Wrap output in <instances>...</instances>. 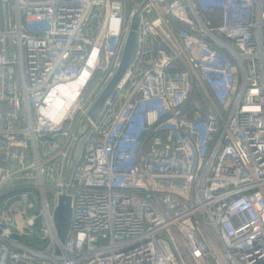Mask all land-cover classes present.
<instances>
[{
    "label": "built area",
    "instance_id": "2783aa9c",
    "mask_svg": "<svg viewBox=\"0 0 264 264\" xmlns=\"http://www.w3.org/2000/svg\"><path fill=\"white\" fill-rule=\"evenodd\" d=\"M142 1L0 0V185L20 178L32 210L26 239L0 219V264H264V0H146L137 57L62 181Z\"/></svg>",
    "mask_w": 264,
    "mask_h": 264
},
{
    "label": "water",
    "instance_id": "95a60500",
    "mask_svg": "<svg viewBox=\"0 0 264 264\" xmlns=\"http://www.w3.org/2000/svg\"><path fill=\"white\" fill-rule=\"evenodd\" d=\"M146 3L143 0L131 14L128 29L125 34L123 47L120 55L119 62L104 86L101 88L97 96L91 103L87 114L88 117L83 119L78 127L77 133L73 139L71 147L68 152L66 159V168L63 172L62 181L67 184L72 176L73 170L78 162V159L82 152V146L85 139L91 132L92 121H96L102 113L109 97L114 93L116 87L126 76L128 70L134 63L140 41V23H141V8ZM73 206H72V195L66 190L62 191L58 196V202L54 211V219L58 230V236L60 243L57 245L56 253L61 255L63 253V244L66 241L68 233L72 224ZM59 260L58 263L60 264Z\"/></svg>",
    "mask_w": 264,
    "mask_h": 264
},
{
    "label": "crops",
    "instance_id": "0c3cea01",
    "mask_svg": "<svg viewBox=\"0 0 264 264\" xmlns=\"http://www.w3.org/2000/svg\"><path fill=\"white\" fill-rule=\"evenodd\" d=\"M197 95L199 96L198 99L194 100L192 98L188 103L187 108L190 113L193 112L195 103L202 99V96L199 93H197ZM206 98L209 97L206 96ZM3 151L4 149L0 147V156ZM18 179L11 178L2 182L0 185V219H7V222L13 229L16 237H19V235L28 237L29 230L26 225V219L32 210L26 208V206L20 203L19 193L22 190V187H11L13 184H18L20 182V178ZM21 218L24 219L22 220L24 226H19L17 224L18 219Z\"/></svg>",
    "mask_w": 264,
    "mask_h": 264
},
{
    "label": "rangeland",
    "instance_id": "374dc122",
    "mask_svg": "<svg viewBox=\"0 0 264 264\" xmlns=\"http://www.w3.org/2000/svg\"><path fill=\"white\" fill-rule=\"evenodd\" d=\"M1 7H2V10H3V5L1 4ZM94 26L96 27L97 26V22H95V24H94ZM199 98V96L197 95V91H195V93L193 94V99L195 100V99H198ZM52 195V192L51 191H49V196H51ZM22 220H24L23 218H21V219H18V221H17V224L19 225V226H24L23 224V222H22ZM35 232H36V237L38 238L39 237V234H40V230L38 229V227H35ZM37 245H40V244H37Z\"/></svg>",
    "mask_w": 264,
    "mask_h": 264
},
{
    "label": "trees",
    "instance_id": "16d2710c",
    "mask_svg": "<svg viewBox=\"0 0 264 264\" xmlns=\"http://www.w3.org/2000/svg\"><path fill=\"white\" fill-rule=\"evenodd\" d=\"M19 237H20V238H23V239H26V238H27V237H25L24 235H22V236L19 235ZM32 243H33V244H36V245H37V244H40L39 242H37V237H36V236H35L34 238H32Z\"/></svg>",
    "mask_w": 264,
    "mask_h": 264
},
{
    "label": "bare ground",
    "instance_id": "6f19581e",
    "mask_svg": "<svg viewBox=\"0 0 264 264\" xmlns=\"http://www.w3.org/2000/svg\"><path fill=\"white\" fill-rule=\"evenodd\" d=\"M140 124H141V121L140 120L137 121V123L134 125V128H138L140 126Z\"/></svg>",
    "mask_w": 264,
    "mask_h": 264
}]
</instances>
